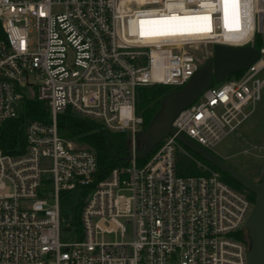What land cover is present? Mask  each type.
<instances>
[{
    "label": "built area",
    "instance_id": "built-area-1",
    "mask_svg": "<svg viewBox=\"0 0 264 264\" xmlns=\"http://www.w3.org/2000/svg\"><path fill=\"white\" fill-rule=\"evenodd\" d=\"M237 2L238 27L224 30L218 0H0V130L28 100L46 107L45 118L21 121L11 150L0 144V264H247L253 199L216 171L177 175L175 134L142 164L130 159L100 177L95 152L57 128L69 110L134 144L138 86H181L209 58L197 46L254 45L264 34L258 0ZM168 13L199 15L209 31L149 32ZM259 49L257 61L213 83L172 126L209 150L235 132L261 99ZM72 200L69 218L62 207Z\"/></svg>",
    "mask_w": 264,
    "mask_h": 264
},
{
    "label": "water",
    "instance_id": "water-1",
    "mask_svg": "<svg viewBox=\"0 0 264 264\" xmlns=\"http://www.w3.org/2000/svg\"><path fill=\"white\" fill-rule=\"evenodd\" d=\"M259 58L260 49L252 44L242 46L212 44L211 56L183 85L163 98L160 108L147 127L135 135L134 142L142 143V149L127 156L129 160L144 157L156 147L166 133L175 134L178 143L229 174L243 188L251 191L254 195L253 205L244 224L248 238L245 253L247 264H264V171L259 181L252 180L214 151L195 142L183 132H178L172 126V121L182 109L191 105L213 83L247 69Z\"/></svg>",
    "mask_w": 264,
    "mask_h": 264
},
{
    "label": "trees",
    "instance_id": "trees-1",
    "mask_svg": "<svg viewBox=\"0 0 264 264\" xmlns=\"http://www.w3.org/2000/svg\"><path fill=\"white\" fill-rule=\"evenodd\" d=\"M263 45L260 34H257L254 39V46L260 48ZM241 72L239 71L234 74L239 75ZM179 87L171 88L165 84H151L136 88L135 113L142 118L140 130L147 127L156 111L160 108L163 98ZM45 114L46 107L43 102L36 99L28 100L22 116L18 119L8 121L0 130L1 147L5 151H9L14 147L17 140L21 138L19 124L24 118L41 120L45 118ZM57 128L61 137H77L95 152L100 177L107 175L114 167H124L129 164L130 160L127 156L131 153V137L128 133L108 130L100 122L77 116L69 110H65L57 116ZM134 146L135 151L139 152L143 144L134 142ZM156 147L146 156L135 159V162L139 165L142 164L153 153ZM203 168L204 171H202ZM175 171L177 175L208 174L211 171H216L233 188L242 192L245 191L246 195L251 199L254 197L251 191L243 188L229 174L222 172L216 166L202 159L198 154L182 146L180 143H178L175 152Z\"/></svg>",
    "mask_w": 264,
    "mask_h": 264
},
{
    "label": "rangeland",
    "instance_id": "rangeland-1",
    "mask_svg": "<svg viewBox=\"0 0 264 264\" xmlns=\"http://www.w3.org/2000/svg\"><path fill=\"white\" fill-rule=\"evenodd\" d=\"M260 37L264 44V34H260ZM193 50L201 59L205 56H211V45H199ZM73 142L78 146L87 147L77 137L73 139ZM130 148L131 151L133 149L136 153L132 140ZM212 150L252 180L259 181L264 171V88L262 89L261 99L256 102L254 109L238 129L224 136ZM202 171H204V168ZM243 192L246 194L245 191ZM74 200L62 207V213L66 217L70 218L75 215V211L71 207ZM105 239H113V235H106Z\"/></svg>",
    "mask_w": 264,
    "mask_h": 264
},
{
    "label": "bare ground",
    "instance_id": "bare-ground-1",
    "mask_svg": "<svg viewBox=\"0 0 264 264\" xmlns=\"http://www.w3.org/2000/svg\"><path fill=\"white\" fill-rule=\"evenodd\" d=\"M218 2L222 27L224 30L236 29L238 27L239 15L237 0H218ZM258 8L261 10V14L264 15V0H258ZM199 18H201L199 15L193 13L183 14L182 16L168 13L160 16V18L154 19V21L158 22V25L150 27L149 32L172 36L201 35L207 33L209 31L207 29L208 27H201L196 24Z\"/></svg>",
    "mask_w": 264,
    "mask_h": 264
},
{
    "label": "flooded vegetation",
    "instance_id": "flooded-vegetation-1",
    "mask_svg": "<svg viewBox=\"0 0 264 264\" xmlns=\"http://www.w3.org/2000/svg\"><path fill=\"white\" fill-rule=\"evenodd\" d=\"M247 237V236H246ZM247 240H248V238H247Z\"/></svg>",
    "mask_w": 264,
    "mask_h": 264
}]
</instances>
